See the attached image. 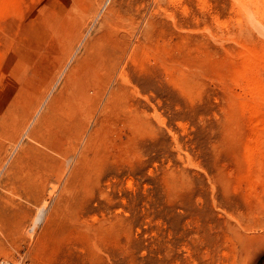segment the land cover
<instances>
[{
    "label": "rangeland",
    "instance_id": "374dc122",
    "mask_svg": "<svg viewBox=\"0 0 264 264\" xmlns=\"http://www.w3.org/2000/svg\"><path fill=\"white\" fill-rule=\"evenodd\" d=\"M149 1L0 0V263L264 264V0Z\"/></svg>",
    "mask_w": 264,
    "mask_h": 264
},
{
    "label": "bare ground",
    "instance_id": "6f19581e",
    "mask_svg": "<svg viewBox=\"0 0 264 264\" xmlns=\"http://www.w3.org/2000/svg\"><path fill=\"white\" fill-rule=\"evenodd\" d=\"M141 1H144V2H148L147 4H149L151 1H149V0H141ZM153 1H155V2H159V0H153ZM146 5V4H145ZM34 106H37V104L36 105H34ZM7 107V106H6ZM40 107V106H39ZM35 108V107H34ZM33 109V108H32ZM40 109V108H39ZM37 110V109H36ZM38 112V111H37ZM36 112V113H37ZM39 113V112H38ZM40 114V113H39ZM40 117V116H39ZM45 117V116H44ZM43 120V119H42ZM45 120H46V118H45ZM27 121V120H26ZM33 122L35 123V121L33 120ZM44 122V121H43ZM46 123V122H45ZM54 123V122H53ZM36 124V123H35ZM34 124V125H35ZM39 125H41V124H39ZM39 125H37V126H39ZM43 125V124H42ZM37 126H36V128H37ZM34 127V126H33ZM32 127V128H33ZM42 127V126H41ZM66 127V126H65ZM35 128V127H34ZM33 128V129H34ZM38 129V128H37ZM32 130V129H31ZM30 131V130H29ZM36 131H38V130H36ZM33 132H34V130H33ZM31 136V134L29 135V137ZM34 136V135H33ZM35 136H38V133H36L35 134ZM28 137V136H27ZM34 138V137H33ZM32 138V139H33ZM36 138V137H35ZM40 138V137H39ZM35 140V139H34ZM33 140V141H34ZM38 140V139H37ZM40 140V139H39ZM30 148V147H29ZM17 149V148H16ZM32 149V150H31ZM31 151H33V147H31ZM24 151H25V149H23ZM23 150H22V153H23ZM29 150V149H28ZM27 150V151H28ZM36 152H38V151H36ZM24 153H26V152H24ZM23 153V154H24ZM27 154H28V152H27ZM31 154V153H30ZM38 154H40V153H38ZM43 154V153H42ZM33 155H35V154H33ZM33 155H31L33 158L32 159H34L35 158V156H33ZM45 155V154H44ZM18 156V158H19V155H17ZM21 156H23V155H21ZM20 156V157H21ZM25 156V155H24ZM23 156V157H24ZM29 156V155H28ZM30 156V157H31ZM46 156V155H45ZM45 156H44V158H45ZM22 157V158H23ZM38 157H40L41 159L43 158L42 156H38ZM17 158V157H16ZM28 158V157H27ZM39 158V159H40ZM43 158V159H44ZM47 158V157H46ZM45 158V160H47ZM21 159V158H20ZM20 159H18L19 161H20ZM31 159V158H30ZM38 159V158H37ZM38 159V160H39ZM15 160V159H14ZM17 160V159H16ZM15 160V161H16ZM18 160H17V162H18ZM25 160V159H24ZM17 162H15V164L17 163ZM38 162H41V160L40 161H38ZM45 162V161H44ZM47 162H48V160H47ZM46 162V163H47ZM43 163V162H42ZM14 164V165H15ZM44 164V163H43ZM39 165H41V163L39 164ZM49 166V168L51 167L50 165H47V167ZM35 167H37V166H35ZM39 167V166H38ZM14 168V167H13ZM44 169V168H43ZM46 169V168H45ZM52 169V168H51ZM33 170H34V167H33ZM36 170H37V168H36ZM35 170V171H36ZM47 170V169H46ZM49 170V169H48ZM38 171V170H37ZM42 171V170H41ZM43 172V171H42ZM50 172V171H49ZM31 173H33V172H31ZM37 174V173H36ZM31 175H33V174H31ZM45 175V174H44ZM15 177H16V175H14ZM25 176H27V175H25ZM25 176H23L22 175V177H20V178H23V179H20L19 178V176H17L19 179H17V180H19L18 182H17V185H18V189H20V191H22L23 192V194L26 196V198H28V199H36V201H43L44 203H45V199H44V195H43V193H44V191L46 190V186L47 185H45V184H43V179H45V178H43L42 179V177H43V175H42V177L41 176H29V177H25ZM14 177V178H15ZM25 177V178H24ZM10 177H8V179H9ZM7 179V180H8ZM12 179V175H11V178L9 179V181ZM15 179V180H16ZM16 180V181H17ZM16 181H13V179H12V182H14V183H16ZM11 182V181H10ZM50 186V185H49ZM14 187H16V186H14ZM13 187V188H14ZM53 187V186H52ZM12 188V187H11ZM17 188V187H16ZM48 188V187H47ZM11 191H12V189H11ZM14 191H15V189H14ZM19 191V190H18ZM20 191L19 192H17L16 194H18V193H20ZM48 191H51V190H48ZM16 192V191H15ZM15 194V193H14ZM51 195H52V192L50 193ZM19 195V194H18ZM20 196V195H19ZM24 196V197H25ZM46 197V196H45ZM50 201V200H49ZM61 207V206H60ZM58 208V207H57ZM62 208V207H61ZM62 211V210H61ZM43 212H44V205L38 210V213L36 214V216H35V218H34V220H33V223L35 224V223H37L38 221H41L42 220V214H43ZM49 218V217H48ZM50 219V218H49ZM47 223V222H46ZM34 224H32V225H34ZM32 229V227H30V231H32L31 230ZM0 264H4L3 262L2 263H0Z\"/></svg>",
    "mask_w": 264,
    "mask_h": 264
}]
</instances>
